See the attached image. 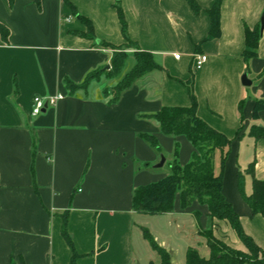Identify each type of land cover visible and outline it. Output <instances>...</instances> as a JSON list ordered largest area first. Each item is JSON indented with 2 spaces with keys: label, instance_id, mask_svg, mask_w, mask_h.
<instances>
[{
  "label": "crops",
  "instance_id": "1",
  "mask_svg": "<svg viewBox=\"0 0 264 264\" xmlns=\"http://www.w3.org/2000/svg\"><path fill=\"white\" fill-rule=\"evenodd\" d=\"M196 1L199 12L187 0H0V22L10 31L7 41L0 33V264H71L65 217L76 264H159L142 227L170 252L172 264H186L188 248L199 250V230L211 223L208 206L182 209L177 195L173 212L147 215L134 211L133 194L170 174L159 172L163 155L142 134L157 138L165 163L175 160L176 143L178 162L192 159L195 148L184 135H166L144 117L164 106H190L191 79L198 115L232 139L223 193L264 249V215L253 214L240 187L250 195L253 176L264 181V138L251 134L255 125L264 127V108L256 113L264 101V0H222L221 34L212 39L209 11L217 0ZM117 5L130 38L161 68L111 102L114 82L104 70L114 49L103 42L127 43ZM76 11L91 20L95 38L82 34L88 26ZM246 27L261 32L249 60ZM197 54L207 55L199 69ZM96 70H103L100 78L71 90L68 80L81 84ZM245 73L251 85L243 84ZM57 93L64 98L55 106L32 114L34 96ZM221 160L217 151L218 172Z\"/></svg>",
  "mask_w": 264,
  "mask_h": 264
},
{
  "label": "trees",
  "instance_id": "2",
  "mask_svg": "<svg viewBox=\"0 0 264 264\" xmlns=\"http://www.w3.org/2000/svg\"><path fill=\"white\" fill-rule=\"evenodd\" d=\"M195 12L201 10L196 0H187ZM221 1L217 0L214 7L209 11L211 16V30L209 39L217 38L221 34ZM119 18L122 24V31L127 43L120 47H115L107 42L103 44L114 49L110 62V68L105 69L107 75L111 77L119 76L125 69L129 55L127 54V44L134 46L135 65L122 79L107 93L112 94L111 102H117L121 95L131 88L136 80L147 73L161 68L149 51L141 50L130 38L125 14L120 5H117ZM79 19L88 26V31L82 33L90 38H95L94 27L87 17L75 13ZM9 29L0 22V33L4 40H8ZM246 48L244 57L249 60L258 53L259 39L261 37L260 28L254 30L246 27ZM102 72L103 70H98ZM98 71L90 73L81 84L67 81L71 90L86 88L91 79L98 76ZM189 88L191 105L164 106L158 112L144 115L155 120L161 131L169 136L184 135L194 146L195 152L190 162L181 165L178 162L179 143L175 144V160L170 164V174L157 181L143 185L135 189L133 194V209L137 213L147 215H161L174 211L175 199L179 195L182 209L190 208L195 202L206 205L209 208L210 221L214 220L228 222L234 229L236 235L246 246L247 250L229 246L222 239L217 238L211 230H204L207 246L210 250V257L201 256L196 247H189L186 253V264H264V249L257 244L252 236L246 233L241 223L238 213L232 204L226 199L223 193V176L226 158L231 150L232 139L221 131L215 129L197 112L198 101L193 89V80L186 83ZM264 108V101L256 105V113ZM251 134L257 138H264V127L254 126ZM142 137L159 153L162 148L157 138L152 134H142ZM217 151L222 153L221 169L216 171L215 155ZM241 193L247 204L251 207L253 214L264 215V181L253 176L252 193L247 195L244 192L242 183ZM195 217L199 221L200 213L195 212ZM145 239L151 247L161 256L159 264H172L170 252L161 246L154 238L148 228L142 227ZM63 236L72 250L71 264H76L79 254L76 252L73 239L67 228V218L63 222ZM155 264V263H152Z\"/></svg>",
  "mask_w": 264,
  "mask_h": 264
},
{
  "label": "rangeland",
  "instance_id": "3",
  "mask_svg": "<svg viewBox=\"0 0 264 264\" xmlns=\"http://www.w3.org/2000/svg\"><path fill=\"white\" fill-rule=\"evenodd\" d=\"M127 47H128V49L126 51H127V54L129 55V57H128L129 61L127 62V65H126L124 71L119 76L111 77V76L107 75L109 77L110 83L114 82L113 85H111L112 83L110 84L111 86L108 87L107 91L112 90L113 87L122 79V77L125 75V73L129 71L128 69H130L131 66H133V64L135 63L134 56H133L134 46L132 44H127ZM101 75H102L101 72L98 71V76L96 78H100ZM96 78L91 79L90 82H92ZM162 155L166 158V155L164 153H162ZM160 169L161 170H159V172H169L170 173L169 161H167ZM204 230H211L217 238L222 239L231 247L236 248V247L241 246L243 250H247L246 246L241 242V240L236 235L234 229L231 227V225L228 222L214 220V222H211L207 228L199 230L200 239L202 240L200 247H199V250L203 256H207L208 251H209L208 248H205L203 246L204 244H207L206 238L203 235ZM194 243H195V241H193L192 244H194ZM238 249H240V248H238Z\"/></svg>",
  "mask_w": 264,
  "mask_h": 264
},
{
  "label": "built area",
  "instance_id": "4",
  "mask_svg": "<svg viewBox=\"0 0 264 264\" xmlns=\"http://www.w3.org/2000/svg\"><path fill=\"white\" fill-rule=\"evenodd\" d=\"M177 58L180 57V55H176ZM207 60V55L205 54H197L194 56V67L199 69L203 66V64ZM64 98V94L57 93L50 96H42V95H36L33 98V109L32 114L37 116L41 114L45 108H48L50 106H55L60 100Z\"/></svg>",
  "mask_w": 264,
  "mask_h": 264
},
{
  "label": "water",
  "instance_id": "5",
  "mask_svg": "<svg viewBox=\"0 0 264 264\" xmlns=\"http://www.w3.org/2000/svg\"><path fill=\"white\" fill-rule=\"evenodd\" d=\"M263 30H264V17H262V22H261V31H263ZM107 68H110V65H108ZM242 82L244 85H251V81L249 80L247 73H245L243 75ZM46 110H47V108L44 109V111H46ZM165 161H166L165 157L162 156L160 162L157 163L155 166L156 167H162L165 164Z\"/></svg>",
  "mask_w": 264,
  "mask_h": 264
}]
</instances>
